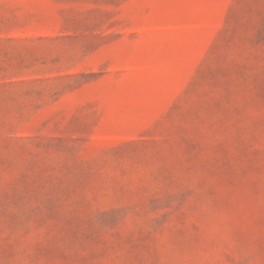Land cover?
<instances>
[{
	"label": "rangeland",
	"instance_id": "rangeland-1",
	"mask_svg": "<svg viewBox=\"0 0 264 264\" xmlns=\"http://www.w3.org/2000/svg\"><path fill=\"white\" fill-rule=\"evenodd\" d=\"M0 264H264V0H0Z\"/></svg>",
	"mask_w": 264,
	"mask_h": 264
}]
</instances>
